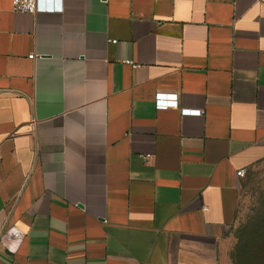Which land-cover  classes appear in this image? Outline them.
I'll list each match as a JSON object with an SVG mask.
<instances>
[{"label":"crops","instance_id":"1","mask_svg":"<svg viewBox=\"0 0 264 264\" xmlns=\"http://www.w3.org/2000/svg\"><path fill=\"white\" fill-rule=\"evenodd\" d=\"M37 2L0 0V264H227L236 170L264 160V0Z\"/></svg>","mask_w":264,"mask_h":264},{"label":"rangeland","instance_id":"2","mask_svg":"<svg viewBox=\"0 0 264 264\" xmlns=\"http://www.w3.org/2000/svg\"><path fill=\"white\" fill-rule=\"evenodd\" d=\"M226 238L227 264H264V160L251 166L241 181L237 216Z\"/></svg>","mask_w":264,"mask_h":264},{"label":"built area","instance_id":"3","mask_svg":"<svg viewBox=\"0 0 264 264\" xmlns=\"http://www.w3.org/2000/svg\"><path fill=\"white\" fill-rule=\"evenodd\" d=\"M102 2H106L107 0H100ZM37 0H11V9L16 12H26V13H34L37 10ZM115 42L114 40H111ZM30 59H33L36 56L31 53L27 56ZM122 62L127 64H133L130 60H122ZM135 66V65H133ZM154 106L156 109H166V108H176L179 110L181 115H200L201 110L199 109H191V108H181L178 104V98L176 93L171 92H162L157 91L154 94ZM236 174L239 177L245 176V170L239 169L236 170ZM19 236L15 235V239L18 240ZM6 236H0V244L5 247L7 250L13 251L15 247H12L10 244L8 245L6 242Z\"/></svg>","mask_w":264,"mask_h":264},{"label":"trees","instance_id":"4","mask_svg":"<svg viewBox=\"0 0 264 264\" xmlns=\"http://www.w3.org/2000/svg\"><path fill=\"white\" fill-rule=\"evenodd\" d=\"M256 231V230H255Z\"/></svg>","mask_w":264,"mask_h":264}]
</instances>
